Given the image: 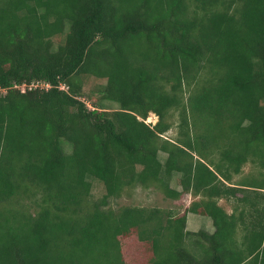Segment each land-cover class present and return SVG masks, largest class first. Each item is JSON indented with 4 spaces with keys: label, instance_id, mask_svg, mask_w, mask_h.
I'll list each match as a JSON object with an SVG mask.
<instances>
[{
    "label": "trees",
    "instance_id": "trees-1",
    "mask_svg": "<svg viewBox=\"0 0 264 264\" xmlns=\"http://www.w3.org/2000/svg\"><path fill=\"white\" fill-rule=\"evenodd\" d=\"M138 186L195 199L109 208ZM132 234L144 264H264V0H0V264H126Z\"/></svg>",
    "mask_w": 264,
    "mask_h": 264
},
{
    "label": "rangeland",
    "instance_id": "rangeland-1",
    "mask_svg": "<svg viewBox=\"0 0 264 264\" xmlns=\"http://www.w3.org/2000/svg\"><path fill=\"white\" fill-rule=\"evenodd\" d=\"M104 84L105 82L102 80L90 79L89 82L84 86L85 95L81 98V100L84 101L90 109H94V101H96L100 109L113 112L114 110L119 109L120 106L118 103L111 101H100V99H95L96 92H98L102 88V86H104ZM22 89H25V87L23 86ZM92 91H95L94 96H92ZM170 114L171 116L173 115L170 118L173 127L167 134H165L164 137L167 139H174L176 138L178 132V113L175 111H170ZM158 121L159 117L154 113H150L149 118L146 122L154 126L158 123ZM165 159L166 157L164 155H161V160L165 161ZM256 171L257 169L251 163H249L244 167L243 174L241 176H237L235 180L238 181L239 178H242L244 176H250L254 173L256 174ZM179 178V175H174L170 184L172 188L181 190V187L178 184ZM93 185V199L100 200L105 193L104 188L96 181L93 183ZM194 199L195 198L190 194H185L179 200H172L167 198L162 190L156 189L154 187L150 189H144L138 186L136 188L127 189L121 198L110 200L109 208L113 209L114 211H119L123 207L137 206L149 209H162L168 212L172 211L182 214L185 211L186 207L190 206L192 200ZM219 204L230 214L234 212V207L237 205L234 200H221ZM187 225V230L190 232H198L200 230H206L208 232L214 231V226L211 219L193 213H189ZM121 243L126 264L147 263L149 259V252L145 249L144 244L138 239L136 234L122 237Z\"/></svg>",
    "mask_w": 264,
    "mask_h": 264
},
{
    "label": "built area",
    "instance_id": "built-area-1",
    "mask_svg": "<svg viewBox=\"0 0 264 264\" xmlns=\"http://www.w3.org/2000/svg\"><path fill=\"white\" fill-rule=\"evenodd\" d=\"M50 85H47V87H49ZM24 90V89H23Z\"/></svg>",
    "mask_w": 264,
    "mask_h": 264
}]
</instances>
